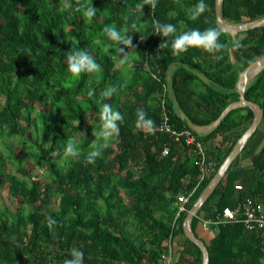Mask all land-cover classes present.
<instances>
[{
    "label": "trees",
    "instance_id": "trees-1",
    "mask_svg": "<svg viewBox=\"0 0 264 264\" xmlns=\"http://www.w3.org/2000/svg\"><path fill=\"white\" fill-rule=\"evenodd\" d=\"M83 2L0 0V190L6 186L19 200L14 210L0 207V264H61L73 246L84 251L85 264H162L168 240L175 235L185 241L175 264H201V250L183 233L186 213L176 216L175 206L176 195L196 183V155L182 139L157 129L161 100L177 131L218 120L239 101V73L264 56V26L234 34L221 30L215 21V0H205L206 11L195 19L186 9L197 0H157L155 9L151 0H92L97 14L91 21L76 9ZM69 3L72 7L65 8ZM221 16L234 23L263 17L264 0H223ZM154 19L175 23L178 31L217 27L225 46L216 53L190 46L175 55L171 40L153 32ZM133 23L138 32L129 34L135 48L121 45L130 56L121 63L124 54L117 47H105L103 28ZM234 39H240V47H233ZM74 49H86L101 65L100 71L70 73L66 55ZM263 72L264 68L250 80L245 96L261 106L264 124ZM168 79L171 90L164 91ZM111 86L117 92L106 102L124 120L118 137L89 163L84 154L94 138L100 104L87 91L93 88L99 97ZM140 107L154 120V132L136 126ZM252 118L250 107L235 106L213 129L197 135L214 166L204 170L188 210ZM73 135L83 151L79 158L65 159L61 144ZM164 146L168 151L161 156ZM241 157L200 211L234 207L246 197L264 203V141L250 153L248 164H242ZM29 159L44 169L42 176L26 168ZM8 162L15 165L14 172L6 170ZM49 215L57 220L52 227ZM196 225L193 216L195 233ZM203 241L209 264H264L259 232L241 223L220 226Z\"/></svg>",
    "mask_w": 264,
    "mask_h": 264
},
{
    "label": "clouds",
    "instance_id": "clouds-1",
    "mask_svg": "<svg viewBox=\"0 0 264 264\" xmlns=\"http://www.w3.org/2000/svg\"><path fill=\"white\" fill-rule=\"evenodd\" d=\"M157 0H151L152 9L156 8ZM72 5L66 4L65 8H70ZM141 10L143 4L137 5ZM208 5L205 0H197V2L186 9V13L191 19L199 17L207 9ZM77 11H81L83 16L89 21L97 14V8L92 4V0H84L83 3L76 5ZM64 9H62L63 11ZM142 15V12H141ZM154 28L153 32L160 34L163 37L171 40V48L173 54L179 55L182 52L188 50L190 46L202 47L210 53H216L218 50L224 48V43L219 39L221 32L217 27H208L206 29L190 28L183 31H178L177 25L171 22H162L159 19L152 21ZM104 34L108 38L105 47H117L118 51L124 54L120 60L121 63L130 60V56L127 55V51L124 46H131L132 34L138 32L136 23L131 24L128 27H119L116 24H106L103 28ZM132 34H129V33ZM143 39V37H141ZM164 44H160V47H164ZM240 39H234L233 47H240ZM66 66L70 73L79 75L82 72H99L101 65L97 60L86 50L74 49L66 55ZM117 92L115 86L105 88L96 97L95 89L89 88L87 96L94 99L100 104L99 120L96 127L92 129L94 138L91 139V145L89 150L84 154L85 159L89 163H95L98 157L103 155L104 149H106L110 143L118 137L120 133V123L124 120V115L112 104L106 102V98L112 97ZM136 126L147 132L155 131V122L148 116V113L143 107L137 109L136 112ZM62 153L65 159L69 157L79 158L83 149L76 136H69L61 144ZM49 227H52L57 223L55 217L49 215L47 219ZM61 264H85L84 251L76 246L69 249V256L63 259Z\"/></svg>",
    "mask_w": 264,
    "mask_h": 264
},
{
    "label": "built area",
    "instance_id": "built-area-1",
    "mask_svg": "<svg viewBox=\"0 0 264 264\" xmlns=\"http://www.w3.org/2000/svg\"><path fill=\"white\" fill-rule=\"evenodd\" d=\"M153 76L156 77L155 75ZM167 90H171L169 79L167 84L164 85V91ZM161 105L163 113L157 129L169 133V135L175 140L182 139L184 141L185 145L188 147V151L196 155L195 163L199 172L196 177L195 185L191 189L180 192L176 195L175 206L177 208L176 216H178L181 213L188 212L186 205L189 203L195 189L203 179L204 170H209L214 166V162L207 157L204 145L197 138V135L209 132L216 126L218 121L202 126L188 125L184 126L180 131H177L170 124L169 115L164 108L163 98L161 100ZM167 151V146H164L161 151V156L165 155ZM235 188L241 189V186L235 185ZM194 217L197 218L198 225L201 229L210 235L216 234L220 226L230 223H241L246 230L259 232L264 247V203L255 201L251 197L242 199L237 202L234 207H224L221 210L216 209L209 214L205 211L199 210ZM172 240L173 238L170 237L168 240L167 251L161 256L162 264H174Z\"/></svg>",
    "mask_w": 264,
    "mask_h": 264
},
{
    "label": "water",
    "instance_id": "water-1",
    "mask_svg": "<svg viewBox=\"0 0 264 264\" xmlns=\"http://www.w3.org/2000/svg\"><path fill=\"white\" fill-rule=\"evenodd\" d=\"M222 6H223V0H215L214 16H215L216 25L223 31L229 32L230 34H234L236 32H244L250 29H254L256 27L264 26V16L254 20L244 21L241 23H234L227 21L221 16ZM262 68H264V56L247 65L239 73L236 81V91L239 94L238 104L241 106L250 107L253 110V118L250 124L248 125V127L245 129V131L237 139V141L233 145L228 155L222 161V163L218 167L213 177L207 183L205 188L201 191L199 196L195 199V201L193 202L192 206L186 213V216L183 220V233L185 237L188 240H190L192 243H194L201 250L202 253L201 264H209V252L204 241L193 231L191 227V219L200 210L203 203L209 198L211 193L214 191V189L216 188V186L224 176L227 169L233 163V161L237 157L241 156L245 145L247 144L248 140L252 137V135L255 133V131L257 130L258 126L260 125L263 119V109L261 108V106L258 103L247 99L245 96L246 87L251 80L249 74L255 69H262ZM228 109L230 108L227 107L224 110V112L219 117V119L224 115V113Z\"/></svg>",
    "mask_w": 264,
    "mask_h": 264
},
{
    "label": "rangeland",
    "instance_id": "rangeland-1",
    "mask_svg": "<svg viewBox=\"0 0 264 264\" xmlns=\"http://www.w3.org/2000/svg\"><path fill=\"white\" fill-rule=\"evenodd\" d=\"M230 52H231V56L233 58V49L232 48L230 49ZM234 106H239L238 102H236V101L232 102L229 105V108H232ZM262 140H264V124L263 123L260 124V126L258 127V131L254 134V136L251 138L249 143H247L245 149L242 151V156L244 155L246 158H249L250 153L253 150L257 149V147L259 146V143H261ZM13 143H14V146H16V148H18V149L21 148V149L27 151V149H25V147H23L22 145L16 144L17 143L16 141H13ZM0 150H3V146L1 144V142H0ZM19 153L20 152H18L17 155H19ZM244 156H243V159H244ZM25 158H28V156ZM242 164H243V162H242ZM25 165H26L27 169H29L33 172V174H39L40 176H42V171L44 169L38 167V165L34 164L33 161H31L30 159L28 160V162H26ZM6 170L10 171V172H14L15 171V165L13 163L8 162L6 165ZM2 205L8 206L11 210H14L19 205V200L10 196V194L7 191L6 186L0 190V207H2ZM51 207L55 208L56 204L55 203L52 204ZM199 235L201 237H203L201 234H199ZM203 239H205V238L203 237Z\"/></svg>",
    "mask_w": 264,
    "mask_h": 264
},
{
    "label": "crops",
    "instance_id": "crops-1",
    "mask_svg": "<svg viewBox=\"0 0 264 264\" xmlns=\"http://www.w3.org/2000/svg\"><path fill=\"white\" fill-rule=\"evenodd\" d=\"M259 71H260V70H259ZM234 107H235V106H234ZM263 141H264V140H262V142L259 143V146L257 147V149H255V151L259 149V147L263 144ZM241 155H242V154H241ZM243 156H244V155H243ZM243 156L241 157V158H242L241 162L248 164V163H249V159L246 158L245 156H244V159H243ZM245 158H246V159H245ZM195 231H196V234H197L202 240H205V241H207V240L212 236V235L207 234L206 232H204V231L201 229V227H200L199 225H196ZM198 233L201 234L205 239H203V237H201ZM183 246H185V241H184L183 236H181V235H175V236L173 237V240H172V248H173V259H174V264L177 263V262H179V260H180V258H181V251H182V249H183Z\"/></svg>",
    "mask_w": 264,
    "mask_h": 264
},
{
    "label": "bare ground",
    "instance_id": "bare-ground-1",
    "mask_svg": "<svg viewBox=\"0 0 264 264\" xmlns=\"http://www.w3.org/2000/svg\"><path fill=\"white\" fill-rule=\"evenodd\" d=\"M259 70H261V69H255V70H253V71L249 74L250 78L253 79V78H254V75H256V73H257Z\"/></svg>",
    "mask_w": 264,
    "mask_h": 264
}]
</instances>
